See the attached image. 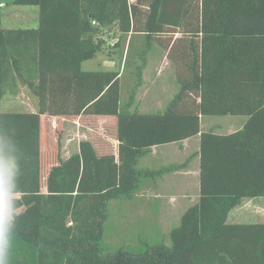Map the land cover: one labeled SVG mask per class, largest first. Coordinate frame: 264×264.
<instances>
[{
	"label": "trees",
	"instance_id": "16d2710c",
	"mask_svg": "<svg viewBox=\"0 0 264 264\" xmlns=\"http://www.w3.org/2000/svg\"><path fill=\"white\" fill-rule=\"evenodd\" d=\"M15 3L40 12L37 28H0V159L15 171L9 264H264V223H226L243 198L264 197V0ZM129 32L144 33L148 49L158 44L175 65L180 89L164 112L122 105L119 70L82 68ZM16 81L36 96V112L1 110ZM224 115L246 116L243 128L201 131V116ZM81 116L118 118L116 152L100 156L82 140L60 158L61 128L49 120ZM200 132V200L170 245L105 254L108 204L133 195L138 159Z\"/></svg>",
	"mask_w": 264,
	"mask_h": 264
},
{
	"label": "rangeland",
	"instance_id": "374dc122",
	"mask_svg": "<svg viewBox=\"0 0 264 264\" xmlns=\"http://www.w3.org/2000/svg\"><path fill=\"white\" fill-rule=\"evenodd\" d=\"M39 7L37 5L16 4L15 0H0V28H37L39 26ZM120 45L109 38L102 51L82 64L84 70H119L123 81L122 105L131 103V109L139 112H164L170 100L180 87L176 79L174 63L168 59L166 50L157 44L149 46L144 33H122ZM148 49L147 51H145ZM171 62V63H170ZM141 66V70L139 67ZM139 71L141 75H139ZM8 92L2 99V111H21L31 113L36 107L37 98L31 90L19 81L11 82ZM34 113V112H33ZM232 115H227L230 117ZM243 116L246 119V116ZM63 124L59 119H50L49 126ZM115 122L106 119L86 122L84 127L104 129L110 138L116 136ZM60 133L59 130H57ZM62 132V130H61ZM51 138V132H46ZM61 142V141H60ZM62 149V144H61ZM160 151V148L158 149ZM148 160L146 155L140 161ZM150 168V169H149ZM149 170L144 171L146 178L160 180V160H151ZM155 177L151 176L152 174ZM142 193V195H141ZM139 194V195H138ZM145 192L137 196H123L111 200L108 204V217L102 237L104 253L113 255L120 248H128L136 253L152 250L154 246L170 245L172 226L164 220L160 225L159 199ZM153 199V200H152ZM177 225V224H176ZM169 226V227H168ZM175 226V225H174ZM160 232L164 234L161 242Z\"/></svg>",
	"mask_w": 264,
	"mask_h": 264
},
{
	"label": "crops",
	"instance_id": "0c3cea01",
	"mask_svg": "<svg viewBox=\"0 0 264 264\" xmlns=\"http://www.w3.org/2000/svg\"><path fill=\"white\" fill-rule=\"evenodd\" d=\"M163 54L165 55L167 52L164 51ZM173 68L175 69L174 66ZM122 93L123 81L121 82V98L123 95ZM36 108L37 104L36 107L32 109V112H36ZM51 119H59L63 122V124L61 123L60 125L56 123L62 130V149L60 150V158L62 160L66 161L73 154L77 153L79 151V144L82 140L92 141L100 156L109 155L111 152H116L117 150L119 143V123L118 118L116 117L81 116L74 118ZM103 119L110 121V123L111 121L115 122L114 125H116L117 132L116 136L113 134V137L110 138V133L106 134L104 129L94 128L95 130L91 131V129L84 127V125L81 126V124L86 122L91 125L94 121H101ZM245 121V117L239 115H232L230 117H227V115L201 116L200 128L201 131H212L215 133L227 134L241 130ZM159 148L160 151L158 150ZM200 149L201 132L188 139L153 146L146 154H144L148 157V160L140 161V158L138 159L137 168L141 171V177L133 195L137 196V193L145 192L153 195L155 199H159L160 225H164L165 220L169 226H172V228L177 227L181 222L184 212L191 205L196 204L200 200ZM151 160L154 162L160 160V169L155 170L159 173L158 175H160L159 181H156L155 178H146L148 175H145L144 171L150 169L149 166L151 165ZM151 174L153 177L156 175L153 173ZM158 175H156V177ZM226 223H264V197L243 198L239 205L230 210ZM164 234L160 232V240L161 242L168 243V240H164L163 238Z\"/></svg>",
	"mask_w": 264,
	"mask_h": 264
},
{
	"label": "clouds",
	"instance_id": "9594fccd",
	"mask_svg": "<svg viewBox=\"0 0 264 264\" xmlns=\"http://www.w3.org/2000/svg\"><path fill=\"white\" fill-rule=\"evenodd\" d=\"M14 165L0 159V264H9L10 227L14 220Z\"/></svg>",
	"mask_w": 264,
	"mask_h": 264
}]
</instances>
